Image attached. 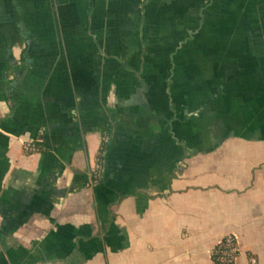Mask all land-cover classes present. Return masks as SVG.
Segmentation results:
<instances>
[{
  "label": "crops",
  "instance_id": "1",
  "mask_svg": "<svg viewBox=\"0 0 264 264\" xmlns=\"http://www.w3.org/2000/svg\"><path fill=\"white\" fill-rule=\"evenodd\" d=\"M228 234L264 264V0H0V264H215Z\"/></svg>",
  "mask_w": 264,
  "mask_h": 264
},
{
  "label": "built area",
  "instance_id": "2",
  "mask_svg": "<svg viewBox=\"0 0 264 264\" xmlns=\"http://www.w3.org/2000/svg\"><path fill=\"white\" fill-rule=\"evenodd\" d=\"M46 130L41 128L38 131L37 139L31 142H26L24 144V152L27 155L34 154L42 149L44 146L41 144L42 137L44 136ZM103 164L97 161L93 177L102 176ZM241 246L238 238L234 234H228L222 238L213 249V260L215 264H236L237 259L240 255ZM251 264H259L256 257L250 258Z\"/></svg>",
  "mask_w": 264,
  "mask_h": 264
},
{
  "label": "trees",
  "instance_id": "3",
  "mask_svg": "<svg viewBox=\"0 0 264 264\" xmlns=\"http://www.w3.org/2000/svg\"><path fill=\"white\" fill-rule=\"evenodd\" d=\"M108 137L105 136L103 141H102V145H101V148H100V153H99V156H98V162H100L101 164H103L104 162V154L106 152V148H107V143H108ZM46 150V147H43L42 149H40L38 152L36 153H40V152H44ZM102 181V176L100 177H96L94 176L93 179H92V184L94 183H100Z\"/></svg>",
  "mask_w": 264,
  "mask_h": 264
}]
</instances>
